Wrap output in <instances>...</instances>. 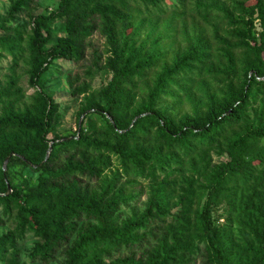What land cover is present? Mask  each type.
Returning a JSON list of instances; mask_svg holds the SVG:
<instances>
[{"label":"trees","instance_id":"trees-1","mask_svg":"<svg viewBox=\"0 0 264 264\" xmlns=\"http://www.w3.org/2000/svg\"><path fill=\"white\" fill-rule=\"evenodd\" d=\"M34 2L17 0L10 23L0 28V74L4 58L11 57L10 72L29 53L30 83L39 89L31 108L0 114V223L13 212L18 222L16 231L0 236V263L20 264V246L33 236L32 264H193L202 248L208 264H264V147L248 145L264 140V0L195 7L189 0H59L49 15H32L30 29L15 27ZM193 13L201 24L216 22L214 35L202 28L186 50L161 47L191 36L186 17ZM169 14L183 28L170 24L160 32ZM56 22L65 23L60 34L52 29ZM147 24L153 32L141 41ZM99 31L110 47L113 79L97 92L69 94L72 102L85 97L81 113L97 119L93 128L106 138L89 136L83 121L77 134L50 139L63 103L44 82L55 70L71 69L60 62L78 64L85 42ZM238 51L246 53L242 60ZM240 72L247 77L234 84ZM200 89L209 96L208 113L178 122L172 112ZM18 95L2 94L0 106ZM215 151L229 160L212 167ZM197 176L204 180L200 191ZM142 184L151 198L142 212L124 218L121 210L141 197L126 191ZM180 189L184 194L170 205ZM222 203L229 205L226 228L213 216Z\"/></svg>","mask_w":264,"mask_h":264},{"label":"rangeland","instance_id":"rangeland-1","mask_svg":"<svg viewBox=\"0 0 264 264\" xmlns=\"http://www.w3.org/2000/svg\"><path fill=\"white\" fill-rule=\"evenodd\" d=\"M17 0H0V28L4 24L10 23V12L12 9L13 4ZM59 0H35V2L31 5L30 11L24 14L19 22L15 23V27L23 26L27 24L28 28L30 29V20L31 16L35 14H45L49 15L52 9L58 4ZM190 5L196 6L197 3L202 4H214L216 2L226 3L229 4L234 0H189ZM168 5L172 7V3L168 2ZM135 11L136 9H142V7L133 5ZM212 20V19H211ZM186 21L188 23V28L190 31L191 36L185 37L182 34L180 38L181 43L175 42L173 39H168L165 41L166 43L163 44L161 47L164 46H172L171 49L174 52L179 51L181 48L186 50L188 46L193 42L196 38V35L200 33L202 28H205L210 35H214V28L213 25L216 24L214 20H212V24L206 23L201 24L202 19L201 17L197 18L196 14H188L186 17ZM160 26V32H163L166 26L170 24H174V18L172 14H169L165 17ZM182 22L178 21L174 24V26L179 25V28L182 29L183 26L181 25ZM126 24L122 25L125 26ZM220 29L223 34L228 31L227 26L224 23H220ZM65 27L64 22H56L53 24L52 29L59 34ZM121 28V26H120ZM258 30L261 32L262 29L258 25ZM153 32V26L147 24L143 27L140 32V40H146ZM231 33V30L229 29ZM2 33V32H1ZM156 36L150 38L149 45L152 47L154 44ZM193 39V40H192ZM192 40V41H191ZM90 44V45H88ZM174 44V45H173ZM238 43L235 41L233 45H237ZM86 52L84 53L83 59L78 64H71L60 62V64L65 65V69H69L68 71H64L63 74H60L59 71H54L55 75H49L46 81L44 82V88L47 90L48 94L53 95L63 104L60 105L59 115L55 120V125L53 129V133L49 136L50 139L54 138L55 136H65V135H75L79 132V122L81 119L85 121L84 128L89 136H98L101 139H105L106 135L103 129L100 127L93 128L96 123H94L97 119L89 118L86 119V116L83 118L84 114L81 113V110L84 105V96L79 97V99L75 102H72L71 96L69 93L73 91V89H81V88H88L90 93L94 91H99L102 88L106 87L111 80L113 79L114 73L111 71L106 65L108 58L112 56L110 47L107 45L105 38L101 35V32H95L94 35L85 42ZM171 51V52H172ZM246 53L244 51H238L237 57L242 60L245 57ZM11 62V57L4 58L1 61V67L4 69V72L0 74V97L2 94L7 92H15L19 94L18 96L14 97L13 100L9 101L7 98L4 99L3 104L0 106V114L10 113V112H23L35 103V95L37 89L33 87L30 83V72L32 70V57L28 53L22 58L19 62V65L16 67L15 70L9 72V66ZM8 74V75H7ZM7 75L8 77H5ZM241 76H235L234 84H238L239 80L246 78V74L244 72H240ZM233 77V76H232ZM214 91L219 89L218 86L213 88ZM202 90V91H201ZM205 89H200V93L198 97L194 99L192 102L186 104L183 108L179 109V113L172 112L174 116H176V120L181 122L183 118H194L198 119L200 116L208 113L207 105L208 97L207 93L204 92ZM216 94H220V92H213ZM220 96V95H218ZM173 101L166 103L165 108L172 107ZM98 133V135L95 134ZM250 147H253L254 150H259V148L264 147V140L260 142H251L248 144ZM212 167H218L221 165L222 161L229 160V156L226 153L215 151L212 156ZM261 167V166H260ZM259 167V168H260ZM118 168V165H115L112 168V172H107L108 177L112 175V173ZM34 177H37L35 175ZM195 186L200 189V186L203 185L204 180L203 178L197 176L194 179ZM97 185H92L90 188L95 190ZM150 188L147 184H142L132 188L131 190H127V194H133L137 196H141L139 202L136 204L130 205L128 208H124L121 210L124 218L131 217L135 212H142L145 208L146 203L151 198ZM184 194L183 190H179L178 193L175 194V199L170 201V205L175 204L179 197ZM200 198L197 197L194 206V212L201 210L203 203H204V195ZM214 220L217 225L222 226V228H226V226L230 225L231 218L229 216V205L228 203H222L216 206L214 213ZM12 219H10L6 224L0 223V236H3L7 233H11L16 231L18 227L17 222V212H13ZM234 230L237 231L238 225L234 224ZM37 239L33 236L27 237L23 244L20 246L19 251V260L20 264H32L29 259V254L31 253L32 249L37 245ZM9 259H12L10 252L6 254ZM6 257V258H7ZM62 261H58L55 264H61ZM9 263V262H8ZM1 264V263H0ZM193 264H208V260L206 259V254L204 249L202 248V252L199 253Z\"/></svg>","mask_w":264,"mask_h":264},{"label":"water","instance_id":"water-1","mask_svg":"<svg viewBox=\"0 0 264 264\" xmlns=\"http://www.w3.org/2000/svg\"><path fill=\"white\" fill-rule=\"evenodd\" d=\"M85 116H86V114H84L83 118H84ZM136 121H137V118L134 120L133 124H134ZM82 124H83V119H81L80 122H79V130L81 129ZM52 150H53V143H51V145H50V148H49V151H48V153H47L46 160L44 161V163L47 162V161L49 160ZM12 155H13V154H12ZM12 155L9 156V157L7 158V160H6V162L4 163V167H3L4 172H6V170H7V167H8V164H9V161H10ZM10 192H11V188H9V193H10ZM9 193H8V194H9Z\"/></svg>","mask_w":264,"mask_h":264}]
</instances>
